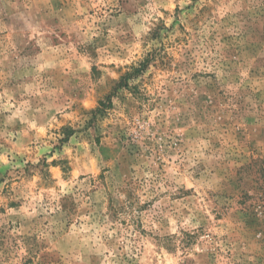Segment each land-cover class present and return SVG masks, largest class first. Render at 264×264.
Returning <instances> with one entry per match:
<instances>
[{
	"label": "clouds",
	"instance_id": "obj_1",
	"mask_svg": "<svg viewBox=\"0 0 264 264\" xmlns=\"http://www.w3.org/2000/svg\"><path fill=\"white\" fill-rule=\"evenodd\" d=\"M39 2L58 20L52 26L43 19L36 25L27 24L24 35L28 42L38 37L40 54L29 60L27 55L19 56L12 45V55L24 68L15 76L2 68L8 54L0 60V169H11L10 179L19 181L11 184L7 196L3 189L9 185V179L0 184V203L7 208V200L23 199L25 205L22 209H7L0 218V264H25L31 251L25 236L34 233L60 249L66 264H91L93 254L103 258L99 264H127L125 257L129 261L134 258V264H152L155 252L142 249L146 240L151 239L153 245H167L173 232L180 237L179 229L191 231L199 224L191 210L185 219L176 205H187L170 197L181 188L204 187L194 179L202 157L182 148H176L173 157L172 146L161 138L154 140L151 148H143L145 153L151 152L150 156L133 162L125 159L124 148L115 152L118 145L110 138L97 144L95 131L89 133L87 125L92 121L95 128L93 117L103 110L95 102L100 100L103 104V95H110L109 89L122 83L123 66L129 64L133 77L142 70L121 60L113 75L108 58L135 51V59L146 63V58L159 49L160 41L152 39L155 28L161 21L171 25L174 4L179 3L183 9L191 0H124L123 7L121 0ZM53 3L65 7L56 9ZM180 23H185L183 16ZM177 36L181 33L173 30L164 43H174ZM49 53L54 54L49 67H66L69 62L73 65L71 76L62 79L52 91L37 79L39 62ZM93 65L95 72L91 70ZM31 73L35 75L29 82L27 77ZM10 81L16 82L14 87ZM129 103L135 106L131 96ZM126 122L127 118L121 121ZM69 132L76 135L69 139ZM105 148L113 150L111 157ZM29 162L26 174L24 167ZM116 164L122 174L119 180L114 178ZM16 169L20 171L17 173ZM104 169L105 181L101 183L97 175ZM41 188L46 189L43 195ZM149 201H154L150 211H140ZM11 215L18 216L21 224L9 230L5 225ZM141 225L151 236L141 235ZM241 252L244 264H264V228L252 235Z\"/></svg>",
	"mask_w": 264,
	"mask_h": 264
},
{
	"label": "rangeland",
	"instance_id": "obj_2",
	"mask_svg": "<svg viewBox=\"0 0 264 264\" xmlns=\"http://www.w3.org/2000/svg\"><path fill=\"white\" fill-rule=\"evenodd\" d=\"M62 7L53 3V8ZM161 11L168 15L166 10ZM49 12L39 0H0V60L8 54L2 65L4 72L15 76L24 71L12 55V45L19 56L27 55L29 60L40 54L38 37L28 42L24 33L27 24L36 25L42 19L49 26L58 23ZM182 16L185 23H180ZM173 17L171 25L161 21L153 31L152 39L160 41L159 49L146 58V63L135 59V51L108 58L113 75L121 60L142 70L133 77L129 64L123 66L122 83L110 88V95H103L104 104L95 102L103 110L93 117L95 128L90 121L87 131H95L97 144L106 137L115 141V152L124 148L125 159L133 162L150 156L151 152L145 153L143 148H151L153 141L161 138L172 146L173 157L176 148L202 157L194 179L204 187L181 188L170 197L187 205H176L185 219L191 210L199 224L191 231L179 229L180 237L173 232L167 245H153L151 239L146 240L142 249L155 252L152 264H244L241 249L264 228V0H191L183 9L175 3ZM173 30L181 36L165 44ZM53 55L49 53L39 62L37 79L48 91L70 77L73 68L70 62L66 67H49ZM91 70L95 72L96 66ZM34 75L31 73L27 80L31 82ZM15 83L10 81V86ZM129 96L134 98L135 106L129 103ZM125 118L127 122L121 123ZM19 128L17 122L15 129ZM67 135L71 139L76 133ZM104 151L111 157V148ZM30 166L31 162L25 165L26 174ZM106 171L97 175L101 183ZM11 172L0 169V184L9 179L4 196L9 195L12 183H19L10 179ZM121 175L120 165L116 164L114 178L119 180ZM45 190L40 189L41 195ZM48 191L54 193L53 189ZM153 202L145 203L140 211H150ZM6 204L7 208L0 203V218L7 209L25 207L23 199H9ZM20 224V218L11 215L5 226L11 230ZM140 227L142 236H151ZM25 241L31 245L25 264H66L64 253L38 239V234L25 236ZM101 259L95 254L90 257L91 264H99ZM124 259L134 264V258Z\"/></svg>",
	"mask_w": 264,
	"mask_h": 264
},
{
	"label": "trees",
	"instance_id": "obj_3",
	"mask_svg": "<svg viewBox=\"0 0 264 264\" xmlns=\"http://www.w3.org/2000/svg\"><path fill=\"white\" fill-rule=\"evenodd\" d=\"M103 104H104V102H103Z\"/></svg>",
	"mask_w": 264,
	"mask_h": 264
}]
</instances>
